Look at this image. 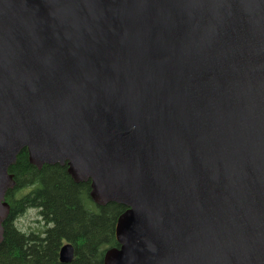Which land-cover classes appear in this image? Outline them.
<instances>
[{"label": "water", "instance_id": "1", "mask_svg": "<svg viewBox=\"0 0 264 264\" xmlns=\"http://www.w3.org/2000/svg\"><path fill=\"white\" fill-rule=\"evenodd\" d=\"M24 148L126 207L103 264H264V0H0V243Z\"/></svg>", "mask_w": 264, "mask_h": 264}, {"label": "trees", "instance_id": "2", "mask_svg": "<svg viewBox=\"0 0 264 264\" xmlns=\"http://www.w3.org/2000/svg\"><path fill=\"white\" fill-rule=\"evenodd\" d=\"M15 186L5 201L9 213L2 223L0 264H103L105 252L118 247L116 220L126 207L108 203L95 205L89 195L90 182H75L67 165H31L22 149L9 167ZM27 209H36L44 223L41 231L23 232L15 220ZM73 246L68 263L59 261L63 244Z\"/></svg>", "mask_w": 264, "mask_h": 264}, {"label": "rangeland", "instance_id": "3", "mask_svg": "<svg viewBox=\"0 0 264 264\" xmlns=\"http://www.w3.org/2000/svg\"><path fill=\"white\" fill-rule=\"evenodd\" d=\"M44 223L40 220L37 211L28 209L24 214L15 220V226L23 232L41 231L44 229Z\"/></svg>", "mask_w": 264, "mask_h": 264}]
</instances>
